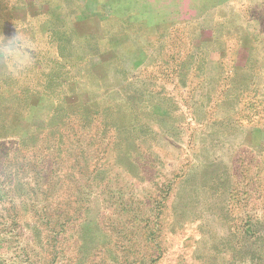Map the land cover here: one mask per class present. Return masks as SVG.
<instances>
[{
	"label": "rangeland",
	"instance_id": "1",
	"mask_svg": "<svg viewBox=\"0 0 264 264\" xmlns=\"http://www.w3.org/2000/svg\"><path fill=\"white\" fill-rule=\"evenodd\" d=\"M80 1L91 2L88 20L68 0H41V15L25 0H1L0 35L15 16L28 22L14 27L16 37L40 43L52 23L49 42L65 63L90 73L85 89L96 90L95 106L114 101L124 125L135 119L123 90L145 82L137 121L143 110L157 114L160 173L145 171L132 183L120 142L108 172L75 181L69 170L61 191L46 193V180L26 177L32 156L20 139L1 136L0 264H224L238 246H264L263 234L255 240L243 229V201L257 200L256 216L264 217V0ZM199 58L208 63L204 73L195 68ZM133 197L145 204L149 231L141 236L124 217ZM48 198L88 207L56 228L32 207ZM250 223L247 235L264 232Z\"/></svg>",
	"mask_w": 264,
	"mask_h": 264
},
{
	"label": "trees",
	"instance_id": "2",
	"mask_svg": "<svg viewBox=\"0 0 264 264\" xmlns=\"http://www.w3.org/2000/svg\"><path fill=\"white\" fill-rule=\"evenodd\" d=\"M68 1L78 11L79 19L91 18L90 1ZM25 2L28 7H36L38 15L42 14L41 0ZM51 24L47 25L46 39L40 43L29 35L23 40L16 37V29L17 32L26 30L28 22L15 16L9 21L5 33L0 35V137L12 135L20 139V149L31 154L32 164L27 169L26 177L46 180V193L61 191L65 174L69 170L71 180L75 177L76 181L77 175L93 180L96 175L108 172L105 168L108 163L115 164L118 161L120 154L116 148L121 142L125 149L122 157L125 156L127 165L124 173L130 177L132 183L143 180L145 171H153L158 178L160 171L157 165L160 164V159L152 150V145L157 143V130L160 128L153 122V117L157 114L143 110L142 120L137 121L139 112L136 107L142 105V100L147 94L146 83L133 81L134 83L128 84L123 90L125 107L130 109L135 120L129 117L127 124H122L114 101L105 106H95L96 90L85 89L90 73L78 69V66L81 67L78 63H65L59 44L49 42V35L54 31ZM41 27L35 26L37 29ZM95 44L97 45V40ZM96 52H99V48ZM207 66L205 59L199 58L195 62V68L200 70V73H204ZM37 108L39 112L46 114L43 118L34 116ZM146 117L152 124L155 123V129L143 122ZM147 129L150 132L144 134ZM84 157L88 160L82 167L80 165ZM71 158V164H75L73 169L66 165V159ZM80 169L84 171L79 172ZM158 196L159 190L155 187L152 189V197L156 199ZM130 200L125 206L124 217L129 225L134 226L132 232L140 230L141 236V233L149 231V225L142 220L146 219L142 213V205L145 204L139 205L134 197ZM257 202L243 201V229L245 236L257 234L254 239L263 240L261 235H264V232L259 228L264 225V217L256 216L262 212V207L258 206ZM39 204L42 205L41 208L37 207ZM68 206L72 209H68ZM32 207L42 214V221L48 220L47 222L56 225V228H65L64 223H68L70 218L78 221L81 212L87 209L88 205L70 203L61 198H48L33 201ZM153 209L148 208L149 215H152ZM251 212L253 214L250 216ZM70 213L71 217L68 216ZM252 219L259 231L247 235ZM155 229L156 225H153L151 232H155ZM143 237L146 235L143 234ZM226 254L229 258L224 264H264V246H238L236 250L227 251ZM236 257L239 260L234 262L233 258Z\"/></svg>",
	"mask_w": 264,
	"mask_h": 264
}]
</instances>
